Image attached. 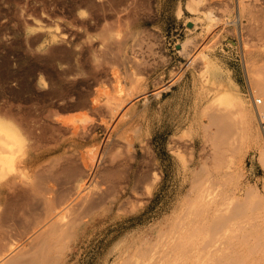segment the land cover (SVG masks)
<instances>
[{
    "label": "rangeland",
    "instance_id": "374dc122",
    "mask_svg": "<svg viewBox=\"0 0 264 264\" xmlns=\"http://www.w3.org/2000/svg\"><path fill=\"white\" fill-rule=\"evenodd\" d=\"M263 81L264 0H0V264H168L199 186L264 250Z\"/></svg>",
    "mask_w": 264,
    "mask_h": 264
},
{
    "label": "bare ground",
    "instance_id": "6f19581e",
    "mask_svg": "<svg viewBox=\"0 0 264 264\" xmlns=\"http://www.w3.org/2000/svg\"><path fill=\"white\" fill-rule=\"evenodd\" d=\"M263 82H261V84H262L261 85L262 87L260 86L261 90L264 89V83ZM226 90H228V89H226ZM224 91H225V89H224ZM225 92H227V91H225ZM236 94H238V93H236ZM232 95H230V96H232ZM261 95L264 98V92L261 93ZM218 96H219L218 98L220 99V92H219ZM221 99H224V98L222 97ZM233 100H234V98H232L230 101H233ZM236 100H237V98H236ZM226 102H229V101H226ZM238 102L240 103V101H238ZM232 103H237V102L234 100V102H232ZM237 105H238V103H237ZM239 107L240 106L238 105V108ZM263 107H264V103H263ZM224 109H226V106ZM245 109H247V108H245ZM221 114L224 116L225 114H227V112L226 113L222 112ZM251 114H252V112H251ZM242 116H244V115H242ZM252 116H254V115H252ZM252 116L248 115L246 117H247L248 124L252 123V125H253L254 119ZM226 118H224V119H226ZM245 120L246 119H244L243 121H245ZM223 123L218 122V126H220L222 128V130L225 128V124H223ZM242 123L244 125L247 122L245 121V123L244 122H242ZM245 125H244V127H245ZM255 127H257V126H255ZM248 129H249V127L246 130L244 129V131H247ZM253 129H255V128L253 127ZM0 132L3 133L6 137L11 138V139H12V136H14L12 134L11 129L7 128L6 126H4L2 124H0ZM251 132H252V130H251ZM255 132H256V130H255ZM258 135H259L258 138H260L259 133H258ZM254 136H256V135H254ZM15 139H17V138H15ZM260 140H261V138H260ZM255 141H257V139H255ZM258 142L260 143V141H258ZM13 144H16V143L13 142ZM255 144H256V142H255ZM16 146H18V145H16ZM215 152H216V154L218 153L217 156L222 157L220 155V153H221L220 148H217ZM259 153H260V157H259L260 162L259 163H261L260 165L262 167H264V149H262L261 152H258V155H259ZM9 164H11V163H9ZM5 166H3V167H5ZM227 168H229V167H227ZM226 172H228V171H226ZM228 173L231 174L232 172H228ZM227 174H225L224 176H226ZM230 176H232V175H230ZM83 181H84V179H83ZM197 189L198 190H197L196 195H195L196 201L194 199H192V201L194 200L193 202H195V203L197 202L200 205L199 213L194 217L192 222L188 223V228H187V229H194V227H195L198 230L197 234L195 235L196 239L194 240L193 244L185 247L184 248L185 250H181L180 252L177 250V247L172 246L173 248H170L168 246V248L170 249L169 252L171 251L170 254H169V252L163 253L164 254L163 257H166L165 254L166 255L168 254L170 256V258L168 257V255H167L168 258L166 257L167 263L168 264H174L175 258H181L182 257L183 262L181 264H264V250L261 249L257 244H252L249 241L248 234L246 233V231L241 232V233L236 234V235H230V234L226 233L227 231L229 232V224L232 221V216L229 214H226L223 211V209L221 207L222 202L220 200L217 201L215 198L210 197V192L207 191L205 187L199 186ZM171 255L173 257H171ZM2 259H4V258H2ZM11 260H14V259H11ZM1 264H3L2 261H1Z\"/></svg>",
    "mask_w": 264,
    "mask_h": 264
},
{
    "label": "built area",
    "instance_id": "2783aa9c",
    "mask_svg": "<svg viewBox=\"0 0 264 264\" xmlns=\"http://www.w3.org/2000/svg\"><path fill=\"white\" fill-rule=\"evenodd\" d=\"M239 1H246V0H234V2L238 5ZM248 100L250 101L251 107L256 114V119L258 122V126L260 128L262 139L264 143V107H263V101L261 98H257L254 96V93L249 92L248 93Z\"/></svg>",
    "mask_w": 264,
    "mask_h": 264
}]
</instances>
